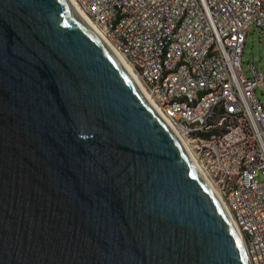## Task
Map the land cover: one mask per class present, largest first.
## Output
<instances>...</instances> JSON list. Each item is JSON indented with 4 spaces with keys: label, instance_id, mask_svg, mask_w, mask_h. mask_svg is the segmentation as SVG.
Wrapping results in <instances>:
<instances>
[{
    "label": "water",
    "instance_id": "95a60500",
    "mask_svg": "<svg viewBox=\"0 0 264 264\" xmlns=\"http://www.w3.org/2000/svg\"><path fill=\"white\" fill-rule=\"evenodd\" d=\"M0 264H252L180 137L70 0H0Z\"/></svg>",
    "mask_w": 264,
    "mask_h": 264
},
{
    "label": "built area",
    "instance_id": "2783aa9c",
    "mask_svg": "<svg viewBox=\"0 0 264 264\" xmlns=\"http://www.w3.org/2000/svg\"><path fill=\"white\" fill-rule=\"evenodd\" d=\"M78 4L96 17V26L118 25L132 61H140L151 78L146 92L158 111L167 104L183 120V127L173 124L176 130L184 128L199 143L205 179L234 224L246 227L257 264H264V104L256 95L264 73L252 67L254 76H247L242 59L250 28L264 33L254 0Z\"/></svg>",
    "mask_w": 264,
    "mask_h": 264
},
{
    "label": "bare ground",
    "instance_id": "6f19581e",
    "mask_svg": "<svg viewBox=\"0 0 264 264\" xmlns=\"http://www.w3.org/2000/svg\"><path fill=\"white\" fill-rule=\"evenodd\" d=\"M74 9L77 13L84 19V21L96 32L100 35V37L109 45L115 55L118 57L120 62L126 67V69L132 74L138 83L139 87L143 90L148 99L153 103L156 107L152 98L148 95L145 90V86H151V78L146 70L141 68L140 61H132V51L130 47H128L125 43L124 38L119 35V27L118 25H110V24H97L96 26V17L93 15H87L79 6L78 3L82 2V0H70ZM254 11L259 15V17H264V3L261 0H254ZM110 34L111 41L104 35ZM116 46V47H115ZM170 105H177V98H170ZM160 114L165 118V120L169 123L172 129L176 132V134L180 137L182 142L188 151L193 155V159L197 164L199 170L206 177V167L203 166V161H200L201 158V146L198 142H194L189 136V131L184 128H177V130L173 127L175 123V127H183V120H179V116H177L172 109L167 107V104H160L159 108ZM212 187V186H211ZM213 188V187H212ZM213 190H215L213 188ZM240 233L242 234L247 252L249 254L250 260L252 264L258 263V253L255 251L254 246L252 245V239L247 236V229L244 226H236Z\"/></svg>",
    "mask_w": 264,
    "mask_h": 264
},
{
    "label": "rangeland",
    "instance_id": "374dc122",
    "mask_svg": "<svg viewBox=\"0 0 264 264\" xmlns=\"http://www.w3.org/2000/svg\"><path fill=\"white\" fill-rule=\"evenodd\" d=\"M243 69L247 76L253 77L252 67L264 73V33L252 26L247 34L243 53ZM256 95L264 104V83L256 88Z\"/></svg>",
    "mask_w": 264,
    "mask_h": 264
}]
</instances>
